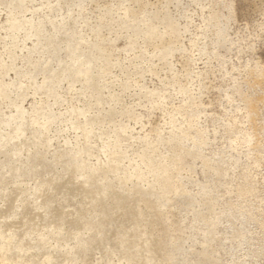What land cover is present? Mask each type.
I'll use <instances>...</instances> for the list:
<instances>
[{
	"label": "rangeland",
	"instance_id": "1",
	"mask_svg": "<svg viewBox=\"0 0 264 264\" xmlns=\"http://www.w3.org/2000/svg\"><path fill=\"white\" fill-rule=\"evenodd\" d=\"M0 264H264V0H0Z\"/></svg>",
	"mask_w": 264,
	"mask_h": 264
},
{
	"label": "bare ground",
	"instance_id": "2",
	"mask_svg": "<svg viewBox=\"0 0 264 264\" xmlns=\"http://www.w3.org/2000/svg\"><path fill=\"white\" fill-rule=\"evenodd\" d=\"M85 181V180H84ZM95 230V229H94ZM6 234V233H5ZM133 247V246H132Z\"/></svg>",
	"mask_w": 264,
	"mask_h": 264
}]
</instances>
